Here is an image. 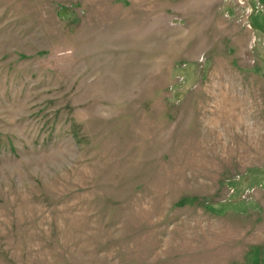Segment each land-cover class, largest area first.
Returning a JSON list of instances; mask_svg holds the SVG:
<instances>
[{
  "label": "rangeland",
  "instance_id": "374dc122",
  "mask_svg": "<svg viewBox=\"0 0 264 264\" xmlns=\"http://www.w3.org/2000/svg\"><path fill=\"white\" fill-rule=\"evenodd\" d=\"M0 264H264V0H0Z\"/></svg>",
  "mask_w": 264,
  "mask_h": 264
},
{
  "label": "bare ground",
  "instance_id": "6f19581e",
  "mask_svg": "<svg viewBox=\"0 0 264 264\" xmlns=\"http://www.w3.org/2000/svg\"><path fill=\"white\" fill-rule=\"evenodd\" d=\"M224 144V143H223ZM227 144V143H226ZM219 145V144H218Z\"/></svg>",
  "mask_w": 264,
  "mask_h": 264
}]
</instances>
